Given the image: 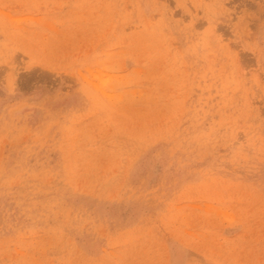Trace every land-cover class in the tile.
<instances>
[{"label":"rangeland","instance_id":"rangeland-1","mask_svg":"<svg viewBox=\"0 0 264 264\" xmlns=\"http://www.w3.org/2000/svg\"><path fill=\"white\" fill-rule=\"evenodd\" d=\"M0 264H264V0H0Z\"/></svg>","mask_w":264,"mask_h":264}]
</instances>
